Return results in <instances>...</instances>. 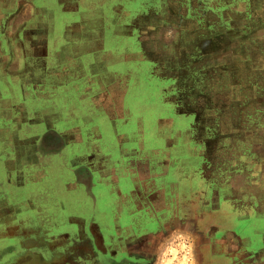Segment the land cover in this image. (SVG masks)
I'll use <instances>...</instances> for the list:
<instances>
[{"label":"crops","instance_id":"obj_1","mask_svg":"<svg viewBox=\"0 0 264 264\" xmlns=\"http://www.w3.org/2000/svg\"><path fill=\"white\" fill-rule=\"evenodd\" d=\"M155 1L0 0V62L10 61L0 79L24 103L14 120L3 113L0 129V264H37L39 251L55 249L40 241L86 235L88 204L115 234L177 231L185 221L207 240V264H264V67L240 70L235 121L217 128L219 105L200 115L209 104L197 90L201 74L214 90L215 68H225L209 49L221 38L200 46L196 17ZM75 100L92 114L83 128L54 114L56 101ZM49 184L58 194L45 211ZM255 228L254 251L244 241Z\"/></svg>","mask_w":264,"mask_h":264},{"label":"rangeland","instance_id":"obj_2","mask_svg":"<svg viewBox=\"0 0 264 264\" xmlns=\"http://www.w3.org/2000/svg\"><path fill=\"white\" fill-rule=\"evenodd\" d=\"M164 2L167 4L168 9L180 7L184 9V12L193 14V16L196 17L197 20L194 21L193 24L198 29V36L201 38L200 46L203 47L206 42V40L202 38H221L220 40L216 39L214 44H209V49L211 52L213 50L215 51V54H212L215 58V67L217 65L226 64L225 68H215L214 90H211L207 86L206 79L204 83H200L199 79L201 75H204L200 72L201 75L198 76L199 86L197 91L199 102H206L208 105L210 101H214L219 105L215 108H220L222 117L217 121V128L219 125L227 126L229 123L235 121L233 118L234 108L229 106L236 104L239 98L242 97V93L237 89L240 70L242 69L253 73L254 69L251 67L254 66L253 63H255V61L258 65L260 64L261 67H264V0H164ZM208 30L210 31L209 37ZM56 40L58 41V45H56ZM53 45L56 49L58 47L60 48L62 45V38H55ZM206 50L207 46L204 48V52ZM209 57L213 59L210 56V52ZM205 58L207 60V53ZM206 60L204 59L203 63H205ZM0 63L1 68L5 67V65L10 64L9 58H4ZM57 77L59 76L56 74L53 78L57 80ZM203 77L206 78L205 75ZM10 80L12 79L8 78L7 82ZM52 81L53 79L51 78L49 84L53 83ZM262 81L264 83V80ZM263 83L262 88H264ZM52 85L53 84H50V86ZM41 86L43 87V84ZM50 86L44 88V93H48L47 90H52ZM84 86L86 85L83 83L80 84V91L78 90L79 98L84 91ZM14 91L20 92L16 86H11L10 88L0 79V94L3 96L2 99H0V129H4L10 119L8 116H4L3 113L7 112L11 114V120H14L16 118V106L24 104L15 98ZM251 93L254 95V91ZM257 93L260 98L264 99V89L263 91L258 90ZM195 96L194 92L193 97ZM187 97L189 96L186 95L185 98ZM77 104V100L71 101L70 103L56 101L54 104V114H59L65 119L72 120L76 122L77 126L83 128L84 118L92 114L81 112ZM27 108L30 109L29 106H27ZM209 108H212L210 104L207 108L206 106L199 107L198 111L200 115L203 114L202 116L204 117ZM46 115L47 114H43L44 117ZM43 126L47 127L46 124ZM58 131L60 132L57 127L52 129L54 135L60 136ZM199 153L204 156L201 147L199 148ZM218 156L223 157L222 149L218 151ZM202 160L203 159H200V161ZM3 172L4 170L1 168L0 184L3 183ZM235 183L237 185V182ZM53 194L57 195L58 191H53L51 184L42 191L44 201L41 206L45 211L48 210L47 201L53 202L55 200ZM60 194H62L61 191L59 195ZM73 194L74 192L72 195ZM75 198L76 196L73 199ZM87 208V234L80 236L72 234L69 240L66 237L56 242H52L51 240L47 244H45L46 241H40L46 248H51L54 245L55 249L39 251L40 258L37 264H195L196 251L193 252L192 243H195L197 248V240L200 235L196 239V233L190 230L192 227L189 229L184 224L182 225V229L178 228L177 231H173L174 227L169 228L167 225V227L162 228L158 234L142 235L139 240H145L144 246L140 244L137 238L135 241L136 245H134L136 248L132 250L127 249L128 246L126 243H122L120 247L114 249L115 235L111 234L110 227L107 226L106 220L102 219L99 213L91 211L89 204ZM254 230H256L255 236L258 230L257 228ZM252 231H250L248 235H250ZM258 239L260 238H257V242H259ZM80 241L81 244L79 245ZM64 246L67 247V250L59 251L57 249L58 247ZM128 258L134 261H128ZM198 258H200V255Z\"/></svg>","mask_w":264,"mask_h":264},{"label":"flooded vegetation","instance_id":"obj_3","mask_svg":"<svg viewBox=\"0 0 264 264\" xmlns=\"http://www.w3.org/2000/svg\"><path fill=\"white\" fill-rule=\"evenodd\" d=\"M118 5H120L121 3L119 2V1H117L116 2ZM57 43H58V41L56 40V45H57ZM102 219H105L106 220V223H107V226L109 227V221H108V219H106V217H102V216H100ZM185 224V226L187 227V228H189L190 229V227H191V224L190 223H187V222H183L182 223V225H184ZM72 227H73V225H72ZM157 229V228H156ZM73 230V229H72ZM124 230H127V226H124ZM113 231H114V229H111L110 228V232H111V234H113V235H115V243H114V249H117L118 247H120V244H122V243H126L127 244V249L129 250H132L133 248H136L134 245H136V240H137V238H138V240L140 239V237H141V235H119V234H115V233H113ZM195 231H196V239L198 238V236H199V230H198V226H196V228H195ZM72 235V234H71ZM70 235V236H71ZM73 235H75V234H73ZM81 235H83V234H81ZM70 236H57V235H55L54 236V238H55V242L56 241H60V239H62V238H66L67 237V239L69 240L70 239ZM78 236H80V235H78ZM60 237V238H59ZM257 238H260V237H258L257 235H246V239H245V241H244V243H245V245H247V247L248 246H250V248L252 249V250H256V248H259L261 245H262V243H261V239H258L259 240V242H257ZM207 240H205V239H202V238H198V240H197V248H196V244H195V251H196V261H195V264H207L206 263V260H205V258H204V256H203V252H202V246H204V244H206L207 242H206ZM139 242H140V244H142V246H144L145 245V240H143V241H140L139 240ZM69 243V242H68ZM138 243V242H137ZM81 244V241L79 242V245ZM64 247H66V246H64ZM69 247V246H68ZM67 248V247H66ZM67 250V249H66ZM133 255V254H132ZM200 255V258H198V256ZM127 256V255H126ZM127 257H129V256H127ZM125 259H127V258H125ZM133 259V258H132ZM131 259L130 258H128V261H130ZM237 260H238V264H244V262H243V259L242 258H239V257H237ZM131 261H134V260H131ZM132 263V262H131Z\"/></svg>","mask_w":264,"mask_h":264}]
</instances>
